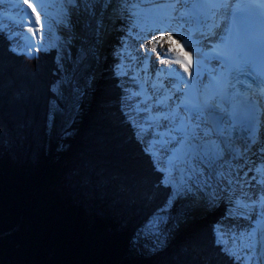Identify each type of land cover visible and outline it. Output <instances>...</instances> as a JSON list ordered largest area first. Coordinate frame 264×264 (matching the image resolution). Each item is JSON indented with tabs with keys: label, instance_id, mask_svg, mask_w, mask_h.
<instances>
[{
	"label": "trees",
	"instance_id": "obj_1",
	"mask_svg": "<svg viewBox=\"0 0 264 264\" xmlns=\"http://www.w3.org/2000/svg\"><path fill=\"white\" fill-rule=\"evenodd\" d=\"M21 43L0 28V264H245L221 238L239 207L229 192L201 222L143 249L146 230L168 215V172L187 174L148 146L114 45L81 88L60 49L29 55Z\"/></svg>",
	"mask_w": 264,
	"mask_h": 264
},
{
	"label": "rangeland",
	"instance_id": "obj_2",
	"mask_svg": "<svg viewBox=\"0 0 264 264\" xmlns=\"http://www.w3.org/2000/svg\"><path fill=\"white\" fill-rule=\"evenodd\" d=\"M108 2L110 3L108 15L112 6H117L123 12L116 21L108 19L107 16V21L104 23L108 25H106V32L102 31L97 23L100 0H46L45 2L38 0L36 3L38 10L35 12L32 8L24 6L28 4L18 5L16 0H0V28L8 30L14 39L22 42L20 46L28 47L26 51L29 55L45 45L53 50L60 49L59 61L81 88L98 76L105 54L114 45L118 69L128 79V92H131L130 113L142 127L145 140L157 160L165 168L166 166L171 169L181 168L187 175L200 172L203 166H208V176L212 173L220 179L223 184L221 190L219 191V186L216 185L212 193L209 191L207 194V191V199H204L200 194H203L205 189L202 184L197 183L199 179L195 175L187 177L189 180L186 181L183 180L180 169L177 170L176 179L172 178V173L168 172L167 182L173 190L172 201L167 207L168 215L161 216L153 224L154 228L146 230L145 233L148 236L144 239V243H141L145 251H154V244L161 247L167 242L168 237L173 239L175 233L178 234L187 227V223L201 222L205 218L208 207L223 199L229 192V201L234 204V209L236 206L239 207L220 225L221 238L233 251L237 249L236 254L240 251V255L237 254V256L241 257L245 264H264L263 249H261L264 221H257L254 217L261 214L260 212L264 209L262 204L264 198H260L259 201L257 198L259 186L264 185L262 171L264 164L261 161L264 160V148L245 158L236 167V172L231 171L229 167L231 171L229 175L223 174L220 167L217 168V158L214 155L216 151L215 148L211 149L213 148L211 145L208 146L212 152L207 150V154L210 155L207 157L203 155L202 147H194L195 142L185 146L179 138L173 141V136L177 135L175 129L165 125L166 118L162 117L164 112L156 108V100L148 98L147 88H149L150 77L145 70L141 53L149 50L151 37H154L156 31L151 30L146 2L145 0H108ZM31 3H33L32 0ZM37 15L39 16L38 24L35 23ZM62 24L73 31L89 34L86 38H70L61 30ZM30 28L34 31L38 29L35 35L29 30ZM48 33H51V36L46 40ZM58 90L65 96L68 94L67 84L63 83ZM159 102L158 104L165 103ZM260 110L264 111V104L260 109L258 108L259 112ZM262 114L264 115L260 112V116ZM73 115L74 110L68 114L71 117ZM61 119V111L57 110L54 115V128L58 127ZM203 126L201 124L202 129H204ZM198 134L203 135L200 131ZM211 135L216 134L210 132V135L208 133L204 138H209L208 141L213 142L216 138ZM261 136L260 139L263 142L264 136L263 138ZM203 181H207L205 174ZM210 187L212 191L213 185ZM170 215L172 218L175 216L174 219L171 218V221L168 218Z\"/></svg>",
	"mask_w": 264,
	"mask_h": 264
},
{
	"label": "bare ground",
	"instance_id": "obj_3",
	"mask_svg": "<svg viewBox=\"0 0 264 264\" xmlns=\"http://www.w3.org/2000/svg\"><path fill=\"white\" fill-rule=\"evenodd\" d=\"M32 1L33 3L29 0L28 3L23 4L29 5L31 3L35 5L34 8L37 11L38 7L36 3L38 0ZM43 1L45 2L46 0ZM145 2L148 15L150 16L151 30L156 31L150 41L162 35L164 37L171 36L174 41L172 44L166 40L157 44L151 43L148 46L149 50L141 53L144 59L145 70L150 77L149 88H147L149 91L148 98L149 100H156V108H159L160 112H164L162 117L166 118L165 125L175 129L177 135L173 136V141L179 138L185 146L195 142L194 147H202L203 155L208 157L210 156L206 152L210 150L208 145H211L213 147L211 149L213 150L216 148V145L212 141H208L209 138L205 139L204 136L208 133L210 135V132L215 133L216 135L211 136L223 141L221 144L222 157L227 160L225 162L217 157L216 166L218 168L225 164V170L231 175V171L236 170V167L245 158L255 151L259 152L262 147L264 148V115L260 116V112L264 113V111H258V108L260 109L264 104V97L252 91L243 93L241 97L232 102L230 117L228 116L227 106L223 107L219 102H216L211 110L197 108L192 111H182L179 106L180 101L178 102L181 97V89L184 87L186 79L189 76L197 78L201 83H204L205 87H208L210 77L222 70L221 53L218 47L225 40L229 29V0L224 1L222 8L211 11L210 14L200 16L189 13L191 10H194L192 0H145ZM28 5L24 6L28 7ZM109 6L108 0H100L97 23L99 28L102 31L105 30V32L107 31V24L104 25V23L107 21V16L110 19L112 14L110 11L108 15ZM116 14L117 17L120 16L119 11H116ZM60 27L70 38H86L89 34L88 32L73 31L65 27L64 24ZM177 45L181 47H177ZM169 47L175 48L176 51L182 54L187 71L180 64L169 62L175 56V52L171 55L168 54ZM184 53L188 55H183ZM172 69H179V72L171 71ZM159 101H164L165 103L161 102V104H158L160 103ZM244 114L246 115L248 126L246 133L239 136L230 135L232 116L239 118ZM201 124L205 126H203L204 129L201 128ZM189 126H191V131L186 133V127L188 128ZM198 131L203 135L200 136ZM260 136L263 138V142ZM261 159L263 158L261 157ZM261 161L264 164V160ZM208 168V166H203V170L195 173V176L200 180L197 183L202 184V187L205 189L203 193L205 195L204 199H207V191V194H209V191L212 193L216 185L219 186V191L223 187L218 177L215 182H203L204 174L207 177V181L212 180V173L211 176H208ZM262 171L264 172V166ZM211 185H213L212 191L210 190ZM257 198L258 201L260 198H264L263 184L259 186ZM204 199L203 201H205ZM262 204L264 205V202ZM260 213L254 217L257 221H264V209ZM174 218L175 216L172 219ZM261 249H263L262 253L264 255V233L261 235Z\"/></svg>",
	"mask_w": 264,
	"mask_h": 264
},
{
	"label": "snow or ice",
	"instance_id": "obj_4",
	"mask_svg": "<svg viewBox=\"0 0 264 264\" xmlns=\"http://www.w3.org/2000/svg\"><path fill=\"white\" fill-rule=\"evenodd\" d=\"M28 7L29 8H32V11L33 12H35L36 11V9L33 7V5L31 4V3H29V5H28ZM35 23H39V16L37 15L36 16V21H35ZM30 31H33V34L35 35V31H38V29L37 30H33V29H29ZM170 31V30H169ZM183 38V37H182ZM167 41L168 43H170V44H172V43H174V41H173V39H172V37L171 36H168V37H164L163 35L162 36H159V37H157L156 39H154V40H152V41H150L152 44H157V43H160L161 41ZM177 47H181L180 45H177ZM173 52H175V56L174 57H172L170 60H169V62H174V63H178V64H180L181 66H183L184 68H185V71H187V66L185 65V61H184V59L182 58V54L179 52V51H176V49L175 48H173V47H169V49H168V54L169 55H171ZM183 55H188L187 53H184ZM171 71H175V72H179V69H172Z\"/></svg>",
	"mask_w": 264,
	"mask_h": 264
},
{
	"label": "built area",
	"instance_id": "obj_5",
	"mask_svg": "<svg viewBox=\"0 0 264 264\" xmlns=\"http://www.w3.org/2000/svg\"><path fill=\"white\" fill-rule=\"evenodd\" d=\"M215 181H217V177L212 174V180L211 181H203V182H215Z\"/></svg>",
	"mask_w": 264,
	"mask_h": 264
},
{
	"label": "water",
	"instance_id": "obj_6",
	"mask_svg": "<svg viewBox=\"0 0 264 264\" xmlns=\"http://www.w3.org/2000/svg\"><path fill=\"white\" fill-rule=\"evenodd\" d=\"M72 91V89L70 90V92Z\"/></svg>",
	"mask_w": 264,
	"mask_h": 264
}]
</instances>
